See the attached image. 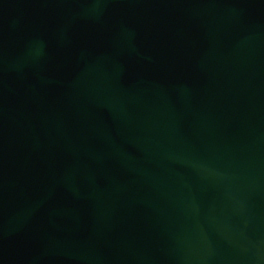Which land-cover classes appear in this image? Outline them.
<instances>
[{
    "label": "water",
    "instance_id": "95a60500",
    "mask_svg": "<svg viewBox=\"0 0 264 264\" xmlns=\"http://www.w3.org/2000/svg\"><path fill=\"white\" fill-rule=\"evenodd\" d=\"M0 264H264V0H0Z\"/></svg>",
    "mask_w": 264,
    "mask_h": 264
}]
</instances>
